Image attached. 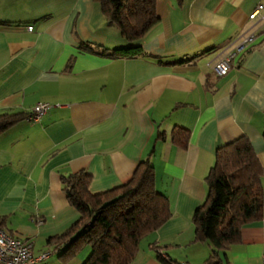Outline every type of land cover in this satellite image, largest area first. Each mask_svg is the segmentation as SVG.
Segmentation results:
<instances>
[{"label": "crops", "instance_id": "obj_1", "mask_svg": "<svg viewBox=\"0 0 264 264\" xmlns=\"http://www.w3.org/2000/svg\"><path fill=\"white\" fill-rule=\"evenodd\" d=\"M156 11L140 40L146 54L112 57L79 48L130 44L97 1L0 0V113L50 102L0 132V217L35 252L48 249V264H81L89 253L63 262L46 243L79 216L61 175L84 169L99 192L127 181L149 154L171 214L130 264H160L158 251L205 264L210 245L193 241L192 217L216 148L245 134L264 168V0H156ZM250 32L253 43L215 74L212 63ZM174 126L189 131L186 147L171 140ZM261 182L264 197V174ZM263 246L264 215L208 264H262Z\"/></svg>", "mask_w": 264, "mask_h": 264}, {"label": "trees", "instance_id": "obj_2", "mask_svg": "<svg viewBox=\"0 0 264 264\" xmlns=\"http://www.w3.org/2000/svg\"><path fill=\"white\" fill-rule=\"evenodd\" d=\"M95 1L105 20L115 24L130 44L108 48L82 43L79 48L112 57L146 54L140 40L159 19L156 0ZM29 115L24 111L1 112L0 132ZM158 136L164 135L160 132ZM262 137L264 140V128ZM188 138L186 128L173 127V142L186 147ZM263 174L247 135L241 134L216 148L214 163L205 177L206 195L192 217L193 241L210 245L205 264L215 261L219 250L240 241L242 225L262 219ZM60 179L69 205L79 212L66 229L46 240L63 262L88 246L89 253L81 264H130L142 237L171 214L167 195L156 187L149 154L138 162L127 181L103 191H90L91 175L84 169L61 175ZM3 222L0 217V226ZM157 257L160 264H172L174 260L161 251Z\"/></svg>", "mask_w": 264, "mask_h": 264}, {"label": "built area", "instance_id": "obj_3", "mask_svg": "<svg viewBox=\"0 0 264 264\" xmlns=\"http://www.w3.org/2000/svg\"><path fill=\"white\" fill-rule=\"evenodd\" d=\"M262 7L263 4L259 3L254 10L249 12L248 17H255ZM27 28L31 29L32 24H28ZM254 39V32H250L240 35L234 42L228 44L225 53L212 63L214 73L217 75L225 74L229 70L232 60L236 55L246 50L253 43ZM49 106L50 102L48 101L37 102L28 117L36 118L40 116ZM49 254L50 251L48 249L35 252L32 240L21 238L0 226V264H48L47 258ZM261 258L262 264H264V246L262 248ZM172 264H184V262L181 260H173Z\"/></svg>", "mask_w": 264, "mask_h": 264}]
</instances>
